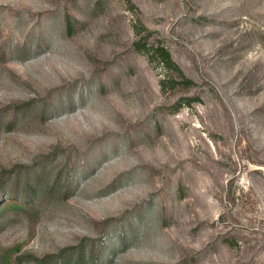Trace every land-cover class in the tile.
Here are the masks:
<instances>
[{"label": "rangeland", "instance_id": "rangeland-1", "mask_svg": "<svg viewBox=\"0 0 264 264\" xmlns=\"http://www.w3.org/2000/svg\"><path fill=\"white\" fill-rule=\"evenodd\" d=\"M0 264H264V0H0Z\"/></svg>", "mask_w": 264, "mask_h": 264}, {"label": "trees", "instance_id": "trees-1", "mask_svg": "<svg viewBox=\"0 0 264 264\" xmlns=\"http://www.w3.org/2000/svg\"><path fill=\"white\" fill-rule=\"evenodd\" d=\"M137 46V44H135ZM138 50H141L140 48ZM156 54L159 56V62L163 64L167 69L174 70L179 77L183 78V74L181 70L178 68V66L172 61L171 56L168 52L164 51L161 48L156 49ZM151 60V59H150ZM152 62V61H151ZM161 87L164 88V82H160Z\"/></svg>", "mask_w": 264, "mask_h": 264}]
</instances>
